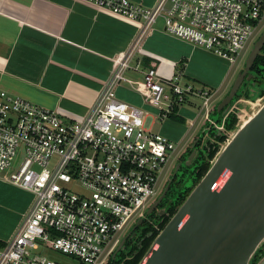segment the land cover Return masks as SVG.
<instances>
[{
  "label": "built area",
  "instance_id": "obj_1",
  "mask_svg": "<svg viewBox=\"0 0 264 264\" xmlns=\"http://www.w3.org/2000/svg\"><path fill=\"white\" fill-rule=\"evenodd\" d=\"M81 1L137 22L140 30L112 60L105 84L80 119L0 92V180L33 196L12 237L0 243V264H60L47 257L50 251L78 264H105L129 219L143 217L178 145L145 128L147 112L117 98L121 84L156 109L159 121L188 95L203 100L209 119L215 93L180 85V74L163 80L151 67L140 82L126 77L138 71L131 62L158 19L166 34L231 65L264 20V0H157L150 8L128 0ZM39 249L40 255L32 254Z\"/></svg>",
  "mask_w": 264,
  "mask_h": 264
},
{
  "label": "crops",
  "instance_id": "obj_2",
  "mask_svg": "<svg viewBox=\"0 0 264 264\" xmlns=\"http://www.w3.org/2000/svg\"><path fill=\"white\" fill-rule=\"evenodd\" d=\"M128 1L145 8L157 2ZM139 30V23L81 0H0V92L57 110L69 120L80 119L105 84L112 60L128 48ZM137 63L138 71L125 74L134 82L142 81L145 71L153 67L163 80L180 74V82L185 79L215 93L211 101L224 92L234 67L201 47L166 34L161 18L141 41L131 65ZM116 96L145 110V120H152L148 129L153 132L156 127L154 133L178 146L204 125L194 111L196 105L189 100L159 121L157 110L145 105L129 85L121 84ZM32 199L31 193L0 180L1 243L12 237Z\"/></svg>",
  "mask_w": 264,
  "mask_h": 264
},
{
  "label": "water",
  "instance_id": "obj_3",
  "mask_svg": "<svg viewBox=\"0 0 264 264\" xmlns=\"http://www.w3.org/2000/svg\"><path fill=\"white\" fill-rule=\"evenodd\" d=\"M263 47L264 30L214 109L225 119L235 116L234 130L226 136L206 173L158 232L139 264H250L264 244V94L252 81L251 73ZM246 82L251 86L245 92L241 88ZM238 92L246 93L247 100L231 111ZM203 131L204 128L201 134ZM200 135L188 146L190 150L199 142ZM194 156L192 151L186 167ZM167 189L168 186L163 195ZM162 197L157 195L143 216L150 215ZM142 220L143 217L136 220L132 231ZM129 235L119 241L113 258L125 248Z\"/></svg>",
  "mask_w": 264,
  "mask_h": 264
},
{
  "label": "rangeland",
  "instance_id": "obj_4",
  "mask_svg": "<svg viewBox=\"0 0 264 264\" xmlns=\"http://www.w3.org/2000/svg\"><path fill=\"white\" fill-rule=\"evenodd\" d=\"M264 30V20L262 21L258 31L255 32V34L253 35V37L249 40V42L247 43L245 49L241 52V54L238 56L234 67L232 68V73H231V77L229 78L228 82H227V86L226 89L224 90V92H221L216 98H214L212 101H210L209 103V110H210V114H209V120L208 122H206L204 120V115H205V109L202 108L203 105V100L192 96V95H188L186 97V100H189L191 103L193 102L196 106H195V112L197 114H199L200 116V121L201 123H203L204 125H202V127L198 126L197 128H195L190 136H192L190 138L189 141L184 142L182 144H180L175 152V154L173 155L170 163L166 166V169L164 171V173L162 174L160 181L158 183L157 189H156V195L154 197H152L149 202L146 204V206L143 208V211H145L150 205L151 203L154 201V199L157 197V195L159 194L161 188L163 187L166 179L169 177L174 165L178 162L177 160L179 159V157L182 155V153L185 151V149L191 144L192 142V138L195 137L196 135H200L201 134V130L202 128H204L203 133L199 136V145L200 144H207V142L210 143H214L217 142L216 144L218 145V147H220V145L222 144V142H218L216 141V136L218 134H221V138L224 139L223 142L226 139V136L229 135L233 130H228L227 128V124H228V120L230 118V116L227 117V119H225L224 117H222L221 113H217L214 109L216 108L217 104L219 103V101L222 99V97L228 92L232 82H233V78L235 77V75L237 74V72L239 71V69H242L243 64L251 50V48L253 47L254 42L256 41V39L259 37V35L263 32ZM252 75L254 76V73H252ZM184 82V83H183ZM183 82H180V85L184 86L186 85H190L195 91H200L202 90V87L194 82L191 81H187L185 79H183ZM251 86L250 82H246V85L243 86L241 89L243 91H247V89ZM239 93V92H238ZM246 93L242 94L239 93L237 95L236 98H234L232 104H231V111H236L237 109H239V106L243 103L246 102L247 97ZM185 105H187V102H184ZM249 106L255 105V103H248ZM212 109V110H211ZM204 120V121H203ZM151 117L146 118L145 120V128H149L151 126ZM236 121L234 123V128L236 125ZM156 132V127L153 128V133ZM205 147V146H204ZM204 147L200 148V151L203 152L204 151ZM191 148L188 147L187 150ZM19 156H20V151H19ZM189 157V156H188ZM187 155H185L183 157V159L181 160L182 162L185 161L187 158ZM55 162V159L51 160V166H53ZM190 169L193 170L192 167H190ZM191 170V172H192ZM191 174H187V177L185 179V185L184 187H191ZM139 219V215L138 213H135L130 219L129 222L127 223L126 227L124 228V230L120 233L119 235V239L121 240L125 233L132 227L134 226V224L136 223V220ZM263 251H264V244L262 245ZM41 249H39L38 251H34L32 252L33 255H40ZM47 257H49L50 259L60 263V264H78V262L74 259L71 258L69 256L66 255H62L59 252H55V251H50L49 254H47ZM145 261V260H144ZM259 263L262 262V264H264V254L263 257L258 261Z\"/></svg>",
  "mask_w": 264,
  "mask_h": 264
},
{
  "label": "trees",
  "instance_id": "obj_5",
  "mask_svg": "<svg viewBox=\"0 0 264 264\" xmlns=\"http://www.w3.org/2000/svg\"><path fill=\"white\" fill-rule=\"evenodd\" d=\"M255 73L254 82H256L261 87V93L264 94V48L261 54L257 57L253 69ZM235 116H230L227 124L228 130L234 129ZM224 139L221 137H216V141L223 142ZM199 143V142H198ZM198 143L194 146L193 150L198 147ZM209 143V144H208ZM217 142L210 143L207 142L204 147V151L201 153L197 159L195 158L192 162V172L194 175L192 180V185L189 188H184L178 184L174 188V191L171 193L172 198L175 200L170 206H167V214L163 217V220L160 221L159 226L155 229L152 226L148 225L147 228H144L142 231L141 239L139 243L136 244L131 240H126L125 248L119 251L113 258V253L109 256L105 264H139L149 249L154 238L158 232L163 229V227L168 222L169 218L176 212L177 208L184 201L186 196L189 194L191 189L197 184L200 178L206 173L207 169L210 166V162L214 158L215 154L218 152L219 147L216 144ZM190 171V170H187ZM191 174V172H190ZM150 233V234H149ZM136 241V240H135ZM1 243V242H0ZM264 251L262 246L257 250L250 264H257L258 261L263 257Z\"/></svg>",
  "mask_w": 264,
  "mask_h": 264
},
{
  "label": "flooded vegetation",
  "instance_id": "obj_6",
  "mask_svg": "<svg viewBox=\"0 0 264 264\" xmlns=\"http://www.w3.org/2000/svg\"><path fill=\"white\" fill-rule=\"evenodd\" d=\"M263 48H262V51H263ZM251 73H254V71L252 70ZM254 75H255V73H254ZM254 79H255V77L253 76L252 81H254ZM204 146H206V144L205 145H203V144L199 145V143H198V147L196 149L190 150V148H189L188 150L186 149V151L182 153V155L177 160L178 162L174 165L169 177L166 179L165 185H163V187L161 188V190L158 194V198H161V196H163L160 203L158 204V206L154 209V211L150 215L143 216L142 223L138 228H136L132 231V228L134 227L133 226L132 228H130V230H128L126 232V234L130 233L127 240H131L134 243L138 244L139 240L141 239L142 231L144 228H147V226L150 225L156 229L159 226L160 221L163 220V217H165V215L167 214V211H166L167 206H170L175 201L172 198L171 193L174 191V188L176 186H178V184L180 186L184 187L187 174H190V172L192 170V169H190V167L192 166V162L194 161L195 158L197 159L199 156H201L202 152L200 151V148L204 147ZM192 151L195 152V156L191 160L190 166L186 167L185 162L187 161V159L183 162L181 160L183 159V157L185 155H187V157H188ZM187 170H190V171H187ZM193 171H194V169L192 170V172ZM192 172H191V176H190L191 177V184H192V180L194 177V175H192L193 174ZM166 186H168V189H167L166 193L163 195V192H164ZM184 188H189V187H184ZM161 211H162V213L159 214V212H161ZM133 234H134V236H133Z\"/></svg>",
  "mask_w": 264,
  "mask_h": 264
}]
</instances>
